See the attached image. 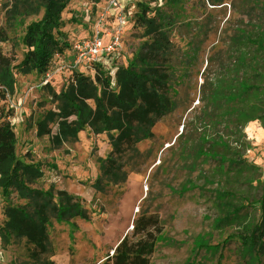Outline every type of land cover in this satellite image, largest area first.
Segmentation results:
<instances>
[{"label": "rangeland", "instance_id": "obj_1", "mask_svg": "<svg viewBox=\"0 0 264 264\" xmlns=\"http://www.w3.org/2000/svg\"><path fill=\"white\" fill-rule=\"evenodd\" d=\"M20 1L0 0V26L7 25L10 36L0 47L16 62L24 51V25L42 14L40 10L26 16L23 25L22 18L6 23L7 11L15 2L19 7ZM140 1L173 20L167 28L171 52L159 68L170 77L166 95L174 105L150 128L152 137L115 152L107 134L88 128L59 146L49 135H37V122L55 106L49 90L59 92L70 76L67 48L53 56L45 74L14 73L15 92L0 99V107L13 110L10 122L18 155L40 164L42 177L32 186L68 191L88 215L63 226L49 219L46 229L54 254L46 260L102 264L114 247L108 244L126 225V233H131L132 220L147 210L157 212L163 224L151 264H217L219 256L220 264H241L237 240L222 250L208 248L224 243L240 227L216 222L228 207L243 205L241 223L251 225L259 217L256 201L264 196V123L255 119L257 114L264 116V54L257 46L264 35V0H179L174 6L167 0L121 3L136 9ZM103 6L102 0L69 3L62 13L69 43L90 32ZM132 24L121 39V65L133 61L151 40L143 36L140 24ZM84 72L94 75L91 68ZM240 82L261 90L242 92L246 84ZM9 203L24 205L26 200L0 191V227ZM0 264L35 261L24 240L5 241L0 236Z\"/></svg>", "mask_w": 264, "mask_h": 264}, {"label": "trees", "instance_id": "obj_2", "mask_svg": "<svg viewBox=\"0 0 264 264\" xmlns=\"http://www.w3.org/2000/svg\"><path fill=\"white\" fill-rule=\"evenodd\" d=\"M71 1L22 0L19 7L15 2L7 11L6 23L10 25L16 18H22L20 24L23 25L26 16L37 15L40 10L42 14L24 25L20 38L24 51L19 62L0 47L1 100L15 92L14 73L45 74L52 65L53 56L69 48L66 31H63L67 21L62 19V13ZM167 3L174 6L179 0H167ZM135 23L142 26L144 37L151 38L149 43H144L135 59L122 68L109 70L95 64L91 68L93 76L72 69L59 92L49 90L48 96L55 106L47 109L37 122V135H49L51 143L59 146L75 140L80 131L88 128L94 134H107L115 152L125 145L134 146L140 140L153 136L150 128L174 105L166 95L170 77L159 68V63L164 62L163 56L171 52L167 28L173 20L171 15L140 1L133 14ZM9 41L8 26L1 25L0 44ZM257 46L264 54V35ZM260 88L246 84L242 92ZM12 115V109L0 107V191L5 196L15 192L26 203L6 205L0 236L5 241L24 240L35 264H54L46 260L54 254L46 229L49 219H88V215L78 198L68 191L59 189L53 192L32 186L42 177V170L39 163H27L18 155L17 138L10 122ZM255 119L264 123L261 114H257ZM231 164L236 163L231 161ZM256 203L259 217L251 225L241 223L243 205L228 207L226 215L216 222L236 223L240 227L224 243L208 249L222 250L230 240H237L241 264H264V196ZM131 224V233H126L110 249L112 254L110 251L106 253L100 263L151 264L158 238L163 232L162 220L157 212L146 210ZM41 255H45V260H39ZM220 258L217 264H220Z\"/></svg>", "mask_w": 264, "mask_h": 264}, {"label": "built area", "instance_id": "obj_3", "mask_svg": "<svg viewBox=\"0 0 264 264\" xmlns=\"http://www.w3.org/2000/svg\"><path fill=\"white\" fill-rule=\"evenodd\" d=\"M102 1L104 6L92 24L90 32L69 43L68 64L71 69L84 72L95 64L109 70L124 66L119 63L118 53L122 48L123 34L127 26L133 22L135 6L126 8L121 0ZM112 252L110 250V254Z\"/></svg>", "mask_w": 264, "mask_h": 264}, {"label": "crops", "instance_id": "obj_4", "mask_svg": "<svg viewBox=\"0 0 264 264\" xmlns=\"http://www.w3.org/2000/svg\"><path fill=\"white\" fill-rule=\"evenodd\" d=\"M67 25V24H66ZM67 32V31H66ZM54 221H55V225H57V226H60V224H62V226H63V224H66L67 223V221H71V220H73V219H71V220H64V221H56L55 219H53ZM120 220V219H119ZM121 220H124L122 217H121ZM125 221V224L127 223L126 222V220H124ZM126 228H127V225H126ZM126 228H125V230L121 233V235L120 236H118L117 238H116V240H115V242L113 243V242H111L110 244H108V245H113V246H115L118 242H119V240L126 234ZM55 248L57 249L58 248V245L57 244H55ZM56 252V251H55ZM91 256H93V255H91Z\"/></svg>", "mask_w": 264, "mask_h": 264}, {"label": "water", "instance_id": "obj_5", "mask_svg": "<svg viewBox=\"0 0 264 264\" xmlns=\"http://www.w3.org/2000/svg\"><path fill=\"white\" fill-rule=\"evenodd\" d=\"M132 229V227L130 228V230Z\"/></svg>", "mask_w": 264, "mask_h": 264}]
</instances>
